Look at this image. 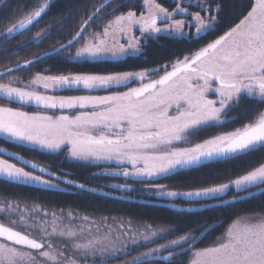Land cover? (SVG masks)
<instances>
[{"label":"snow or ice","instance_id":"obj_1","mask_svg":"<svg viewBox=\"0 0 264 264\" xmlns=\"http://www.w3.org/2000/svg\"><path fill=\"white\" fill-rule=\"evenodd\" d=\"M50 2L34 0L0 18V50L9 52L3 46L38 26ZM173 3L169 9L158 0H80L19 41L17 48L32 41L38 46L56 30L49 48L0 67V137L33 150L65 153L68 160L99 169L94 178L122 177L109 186L121 194L140 184L183 213L231 205L242 194H264V0H239L222 34L186 54L173 53L174 59L156 67L106 74H50L44 68L22 78L52 56L63 62H120L144 56L150 40L192 41L217 31L223 0ZM72 90L84 94H58ZM242 101L247 107L237 112ZM237 121L230 131L195 139L208 128ZM253 153L261 155L235 178L199 179L187 190L158 182ZM0 182L97 191L3 147ZM229 192L231 199H225ZM177 201L188 207L179 209ZM216 226L207 221L137 223L0 194V264H264V207L237 216L201 246Z\"/></svg>","mask_w":264,"mask_h":264},{"label":"trees","instance_id":"obj_2","mask_svg":"<svg viewBox=\"0 0 264 264\" xmlns=\"http://www.w3.org/2000/svg\"><path fill=\"white\" fill-rule=\"evenodd\" d=\"M34 0H5L4 5H0V18L11 15V12L17 8L24 9L25 5L31 6ZM80 0H51L50 10L43 16L38 26H33L30 32L25 35L17 34L15 39H12L6 46L9 52L0 50V67L4 65L11 66L16 60H23L25 58H31L33 53H40L49 48L52 43V39L56 36V30H53V37L45 40L42 44H38L36 41L27 43L26 47L17 48L19 41H27L29 37L35 35L36 31L45 27L46 24L54 22L62 13H66L70 10V7L79 3ZM142 3V0H138ZM162 6L169 9L175 7L173 0H158ZM239 0H223V9L220 12L217 31L211 32L200 39L194 38L192 41L188 40H169L167 38L159 41L150 40L146 46V54L140 58H129L120 62H102V63H76V62H63L59 58L52 56L42 59L40 63H37L31 68V72L15 73L17 76H21L27 79L32 73L41 71L44 68H50V74H76V73H91V74H106L115 71H139L142 67H156L159 64H163L169 59H174L173 53L176 55L186 54L189 49H195L201 46L206 40L215 38L216 35L222 34L226 30V25L234 18V13L237 11V5ZM26 10V9H25ZM137 11H139L137 9ZM5 24L8 21H4ZM69 25L73 21L68 22ZM14 50L17 54H12ZM10 56V58H8ZM82 91H61L59 95L72 96L82 95ZM98 95H105L104 92L95 93ZM18 107V105H12ZM247 107V101H242L241 106L237 109V112H242ZM25 111H36L35 107L25 106ZM235 114V113H230ZM239 126V121L234 124L225 125L223 128H208L198 134L195 138L196 141L209 138L222 131H230L234 127ZM0 146L23 155L26 159H30L33 162L38 163L41 166L47 167L51 171L57 173L63 172L66 174V178L75 179L77 182L85 183L89 188H97L98 191L105 193L121 195L124 197H130L135 199H148L141 196L137 187H141L140 184L135 185V190L132 192H125L121 194L115 189H111V184L119 183L122 181V177H103L94 178L93 173L99 169L94 166H87L81 162H74L66 159L65 153H46L39 150H33L30 147L20 146L11 142H5L0 138ZM261 153H253L249 156H243L239 159H230L221 161L218 163H212L191 171H184L176 175H172L169 178L159 179L161 184L169 185L178 190H187L186 185L193 183L199 179L214 178L217 176L235 178L237 175L244 174L245 170H248L249 165L259 158ZM115 167L114 165H112ZM101 186V187H98ZM64 187V186H62ZM0 194L6 195L10 199L27 198L29 202L36 200L43 202L49 208H64V209H76L83 212H93L97 215L108 216H124L126 218H132L135 222L143 223L145 221H163V220H177L183 223L194 224L197 222L207 221L209 223H215L217 226L214 231L201 242V246L208 245L218 235H220L237 216L251 214L253 211L259 210L264 207V194H256L251 198H246L235 202L231 205L218 206L194 213L174 212L163 207L158 206H146L136 203H127L118 201L115 199L106 198L103 196L94 195L85 191L77 189H71L70 187L66 191L60 190H42L40 187H25L10 183L0 182ZM243 195V194H242ZM232 192H229L225 199H230ZM164 201V200H161ZM170 202V201H167ZM177 205L181 207H187V204H181L177 201ZM163 242V241H161Z\"/></svg>","mask_w":264,"mask_h":264},{"label":"water","instance_id":"obj_3","mask_svg":"<svg viewBox=\"0 0 264 264\" xmlns=\"http://www.w3.org/2000/svg\"><path fill=\"white\" fill-rule=\"evenodd\" d=\"M77 190H79V189H77ZM80 191H82V190H80ZM85 192L91 193V194H94V195H98V196H103V197L110 198V199H115V200H118V201L127 202V203H136V204L146 205V206H158V207H163V208H166V209L174 211V212H181V211H178L177 209H173L172 207H170L169 203L155 202V201H149V200H143V199H135V198H130V197L118 196V195H115V194L103 195L102 193H105V192L98 191V190L95 191V192H89V191H85ZM256 194H259V193H255L254 195H256ZM242 196H244L243 199L248 198L246 194L242 195ZM243 199H241V200H243ZM238 201H240V200H238ZM221 206H223V205H221ZM215 207H218V206H215ZM178 208L179 209H183V208H186V207L178 206ZM210 208H214V207L210 206L207 209H210ZM202 210H206V209H197L195 212L202 211Z\"/></svg>","mask_w":264,"mask_h":264},{"label":"rangeland","instance_id":"obj_4","mask_svg":"<svg viewBox=\"0 0 264 264\" xmlns=\"http://www.w3.org/2000/svg\"><path fill=\"white\" fill-rule=\"evenodd\" d=\"M193 32L195 31L194 29L192 30ZM137 35L139 34V32L138 33H136ZM132 86H136V85H132ZM59 94V93H58ZM74 162H77V161H74ZM115 166V165H114ZM37 187H39V186H37ZM138 188V192L141 194V196H143V197H147V198H152V199H156V200H166V201H168L167 199H165V198H157V197H154L153 195H152V193H150V192H146V191H144L143 189H142V186L141 187H137ZM115 190H117V191H119L118 189H115ZM120 192V191H119ZM138 223V222H137ZM133 254H135V253H133Z\"/></svg>","mask_w":264,"mask_h":264},{"label":"flooded vegetation","instance_id":"obj_5","mask_svg":"<svg viewBox=\"0 0 264 264\" xmlns=\"http://www.w3.org/2000/svg\"><path fill=\"white\" fill-rule=\"evenodd\" d=\"M63 92H66V91H63Z\"/></svg>","mask_w":264,"mask_h":264},{"label":"crops","instance_id":"obj_6","mask_svg":"<svg viewBox=\"0 0 264 264\" xmlns=\"http://www.w3.org/2000/svg\"><path fill=\"white\" fill-rule=\"evenodd\" d=\"M2 138V137H1Z\"/></svg>","mask_w":264,"mask_h":264}]
</instances>
